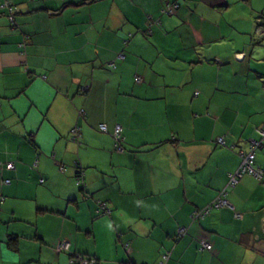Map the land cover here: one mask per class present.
Listing matches in <instances>:
<instances>
[{
  "label": "crops",
  "instance_id": "crops-1",
  "mask_svg": "<svg viewBox=\"0 0 264 264\" xmlns=\"http://www.w3.org/2000/svg\"><path fill=\"white\" fill-rule=\"evenodd\" d=\"M8 1L0 166L14 170H0V264H264V176L227 190L232 210L189 218L264 125V0ZM166 3L173 15L160 14ZM254 163L264 171V146Z\"/></svg>",
  "mask_w": 264,
  "mask_h": 264
},
{
  "label": "built area",
  "instance_id": "built-area-1",
  "mask_svg": "<svg viewBox=\"0 0 264 264\" xmlns=\"http://www.w3.org/2000/svg\"><path fill=\"white\" fill-rule=\"evenodd\" d=\"M178 6L175 3H166L163 8L160 9V14L165 15V16H170L173 15L174 12L177 10ZM0 10L3 11L4 15L6 16L7 20L11 24V26H15L14 24V14L16 12V7L12 5L8 0H0ZM254 35L256 37H264V27L262 26H257L254 30ZM24 46L23 43H20L18 47L22 49ZM117 59L122 61L124 59L123 54H118ZM111 68H114L115 65L114 63L109 65ZM136 82H140V78L136 77L135 78ZM80 117H84L83 111L79 110L78 112ZM99 132L101 133H107L105 125H100L98 127ZM120 127L118 125L114 126L113 131L111 133V136L114 140V147H115V152L116 153H122V148L119 145V142L121 140L120 137ZM257 138L252 139L249 141V147L246 152H239L238 156L240 159V163L237 167V169L228 175L227 182L224 186V188L218 193L217 197L207 206L201 208L198 211L193 212L191 215L192 218L194 219H203L206 215L209 214V212L214 209V208H228L232 210L231 205L228 203L226 199L227 195V190L230 188H233L240 178L244 175H249L256 180H261L262 177L264 176V171L261 170L259 167H257L254 163V156L255 152L259 149H261L264 146V126L261 128H258L255 130ZM70 138L72 142L78 143L80 139V129L78 127H73L71 132H70ZM216 144L220 146H224V140L223 138H216L215 139ZM36 161L33 163V167H35ZM5 169L6 170H13L14 169V164L13 162H6L4 163ZM61 172H63L62 169H60ZM78 178H77V183L84 185L83 183V173L81 170L78 169ZM42 182V181H40ZM4 184H9V180H5L3 182ZM99 203V202H98ZM98 212L103 213L105 215L110 214L109 209L107 208L105 203L100 202L98 204ZM236 218H241L242 216L240 214H235L234 215ZM185 235V229L180 228L178 229L175 239L179 240L182 236ZM198 251H209L210 250V245L208 242L204 240H198ZM167 258V255L163 256V259L165 260ZM70 264H95L93 260H89L85 257H79V256H73L72 259L69 262ZM162 264V263H159Z\"/></svg>",
  "mask_w": 264,
  "mask_h": 264
},
{
  "label": "trees",
  "instance_id": "trees-1",
  "mask_svg": "<svg viewBox=\"0 0 264 264\" xmlns=\"http://www.w3.org/2000/svg\"><path fill=\"white\" fill-rule=\"evenodd\" d=\"M257 26H258V25H257ZM257 26H256V27H257ZM256 27H255V28H256ZM262 27H264V26H262ZM254 38H255V40L257 41V40L263 39L264 37H256V36L254 35ZM262 126H264V125H262ZM262 126H259V127L255 128V130L258 129V128H261ZM255 130H254V133H255V135H256ZM256 138H257V135H256ZM239 163H240V162H239ZM13 164H14V163H13ZM32 167H33V164H32ZM0 170H6L4 164H2V165L0 166ZM13 170H14V169H13ZM6 171H12V170H6ZM77 178H78V174L76 173V177H75L76 182H77ZM6 180H9V179H6ZM4 181H5V180L2 181V184H3V185H9V184H10V180H9V184H4V183H3ZM40 181H42V182H40ZM39 183L42 184V183H43V180L40 179V180H39ZM77 184H78V183H77ZM78 185H79L80 187H82V188L85 186V184H84V185L78 184ZM223 188H224V187H223ZM223 188H222V189H223ZM220 191H221V190H220ZM220 191H219V192H220ZM219 192H218V193H219ZM106 206H107V205H106ZM199 210H200V209H199ZM109 211H110V210H109ZM195 211H198V210H194L193 212H195ZM193 212L190 213V215H189L190 221H191V222H198L200 219H197V218L194 219V218L191 217V215L193 214ZM185 234H186V230H185ZM175 235H176V234H175ZM184 236H185V235H184ZM184 236H182V237H184ZM182 237H181V238H182ZM181 238H180V239H181ZM174 239H175V236H174ZM197 242H198V241H197ZM124 245H127V244H124ZM197 246H198V243H197ZM124 247H126V246H124ZM74 255H75V254H74ZM79 257H85V258H87V259H89V260H93L92 258H89V257L83 256V255H79ZM71 259H72V258H70V260H71ZM70 260H69V262H70ZM69 262H68V263H69ZM93 262H95V260H93ZM69 264H70V263H69ZM95 264H97V263L95 262Z\"/></svg>",
  "mask_w": 264,
  "mask_h": 264
},
{
  "label": "water",
  "instance_id": "water-1",
  "mask_svg": "<svg viewBox=\"0 0 264 264\" xmlns=\"http://www.w3.org/2000/svg\"><path fill=\"white\" fill-rule=\"evenodd\" d=\"M243 55L242 54H239L236 56V60L240 61L242 59Z\"/></svg>",
  "mask_w": 264,
  "mask_h": 264
}]
</instances>
